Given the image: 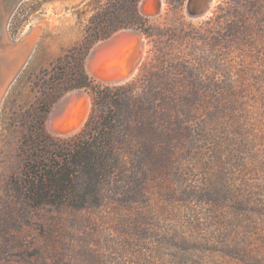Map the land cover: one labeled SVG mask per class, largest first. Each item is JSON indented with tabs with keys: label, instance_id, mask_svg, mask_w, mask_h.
Masks as SVG:
<instances>
[{
	"label": "rangeland",
	"instance_id": "rangeland-1",
	"mask_svg": "<svg viewBox=\"0 0 264 264\" xmlns=\"http://www.w3.org/2000/svg\"><path fill=\"white\" fill-rule=\"evenodd\" d=\"M203 1L0 0V264H264V0ZM126 27L133 73L96 79L90 51ZM77 89L88 115L58 135L49 114ZM108 121L113 172L78 206L75 152Z\"/></svg>",
	"mask_w": 264,
	"mask_h": 264
},
{
	"label": "bare ground",
	"instance_id": "bare-ground-1",
	"mask_svg": "<svg viewBox=\"0 0 264 264\" xmlns=\"http://www.w3.org/2000/svg\"><path fill=\"white\" fill-rule=\"evenodd\" d=\"M149 3L147 1L146 11L150 10ZM138 39L139 37L131 38L126 36L123 30H119L114 33L112 38L96 43L92 50L97 55L101 54L102 57L99 60L98 58L91 59L88 57L87 68L90 74L96 79L109 84L124 82L113 83L106 81L105 74L98 70L110 73L122 69L121 72L124 73L126 69L133 68L132 74L141 56L139 52L143 49V43ZM142 40L144 41V37ZM89 107V96L85 92L78 90L69 91L50 112L48 117L49 129L58 135H69L75 132L84 123Z\"/></svg>",
	"mask_w": 264,
	"mask_h": 264
},
{
	"label": "trees",
	"instance_id": "trees-1",
	"mask_svg": "<svg viewBox=\"0 0 264 264\" xmlns=\"http://www.w3.org/2000/svg\"><path fill=\"white\" fill-rule=\"evenodd\" d=\"M131 17L132 18H128V20H124L122 22L121 25H119L117 28L119 27H125V26H136L138 20L141 19V16L139 15V13L137 11H133V14H131ZM82 76L84 78V81H77L74 83V87H82V86H86L87 85V82L86 81H90V77L88 76V74L86 73L85 69L82 68ZM105 124V123H104ZM104 127V130L103 132L97 136V138H94L93 137V133L94 132H98L99 133L101 132L100 128H99V125L98 123H96L93 127L91 128H88L87 131H85V133H83V136H87V137H90L92 136L93 139H96L92 142H90L91 145H87L84 142H81L80 144V148H78V151L75 152L77 153L76 156H75V161L77 162V164H81V161L84 162L83 165H86V168L88 170V179H89V182L88 184H86L84 186V189H82V187L78 186V185H75L73 187V189H71V192L73 191V195L75 194L76 196H78L79 198H81L82 196V200L77 198L75 201L76 205L78 206H82L84 204V202H86V199H85V195H81V192L83 193H86V191H89V190H95L96 188L99 187L100 185V182L99 180L100 179H103V178H107L111 175V173L113 172V169H114V164L110 163V159H114L115 161V126L112 124V122L108 121ZM83 149V150H82ZM79 157H82V158H79ZM79 159H81L80 161H78ZM64 168H66L64 166ZM63 174V173H61ZM47 175V174H46ZM45 175V176H46ZM69 172L66 171L62 177V180L65 181V184H64V187L58 191L59 193V196L61 197V199L59 200H62V198L64 197L63 194H64V191H69L68 187V182L69 179H71V177L69 178ZM42 176V175H40ZM39 176V177H40ZM39 177H38V181H39ZM33 178H34V175H33ZM35 179V178H34ZM65 179V180H64ZM45 186H47L48 188L52 187V185L50 184H46ZM37 184L35 183L33 185V193H37ZM39 189H44L42 187H40ZM40 191V190H39ZM81 191V192H80ZM46 193L48 192H45V196H46ZM38 194H41V193H38Z\"/></svg>",
	"mask_w": 264,
	"mask_h": 264
},
{
	"label": "water",
	"instance_id": "water-1",
	"mask_svg": "<svg viewBox=\"0 0 264 264\" xmlns=\"http://www.w3.org/2000/svg\"><path fill=\"white\" fill-rule=\"evenodd\" d=\"M210 1L211 0H204L203 1V4H204V8L203 7H201V10H200V12L202 13V12H205V10L209 7V4H210ZM14 9H15V6H14V8H12L11 10H10V12H9V14H8V20L10 19V17H11V14L13 13V11H14ZM120 30H123V32L125 33V35L126 36H129V37H131V38H136V37H139V41H141L142 43H143V40H142V33L140 32V31H138L137 29H135V28H131V27H126V28H123V29H120ZM114 35V34H113ZM112 35V36H113ZM112 36L110 37V38H112ZM109 39V38H108ZM108 39H105V40H102L103 42L104 41H106V40H108ZM137 40V39H136ZM138 41V42H139ZM93 49V48H92ZM88 57H90L91 59H94V58H98V60H99V58H101L102 57V55L101 54H99V55H97L96 54V52H94L93 50H91L90 51V53H89V55H88ZM87 66H88V62H87V64H86ZM120 69V68H119ZM132 70H133V68H131V69H126V71L123 73V72H121L122 71V69H120L119 71H113V72H110V73H107V72H103V71H101V70H98V71H100V72H102V73H104L105 74V77H106V81H109V82H113V83H117V82H121V81H126L127 79H128V77L130 76V74H131V72H132ZM78 91H82V92H85V91H83V90H79V89H77ZM86 93V92H85Z\"/></svg>",
	"mask_w": 264,
	"mask_h": 264
}]
</instances>
